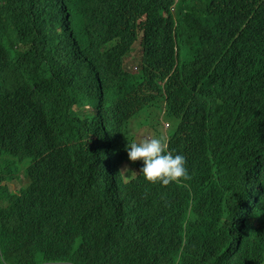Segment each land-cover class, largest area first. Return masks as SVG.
Here are the masks:
<instances>
[{
  "label": "trees",
  "instance_id": "trees-1",
  "mask_svg": "<svg viewBox=\"0 0 264 264\" xmlns=\"http://www.w3.org/2000/svg\"><path fill=\"white\" fill-rule=\"evenodd\" d=\"M164 88L168 103L153 94ZM68 102L87 119L112 109L108 164L81 170L63 147L81 121ZM114 105L146 115L152 136L149 117L164 113L188 178L145 180L124 158L135 134ZM5 164L40 198L21 208L0 187V264H264V0H0ZM104 167L115 203L94 194Z\"/></svg>",
  "mask_w": 264,
  "mask_h": 264
},
{
  "label": "clouds",
  "instance_id": "clouds-1",
  "mask_svg": "<svg viewBox=\"0 0 264 264\" xmlns=\"http://www.w3.org/2000/svg\"><path fill=\"white\" fill-rule=\"evenodd\" d=\"M43 12L47 14L46 11ZM145 20L146 15L140 14L134 21L132 32L137 33V40L134 42L133 46L140 41L142 47V41L145 37V31L142 28V24ZM162 84L165 87V84ZM153 94H155L156 97H160L162 101L168 103L166 88H164L162 92L153 90ZM88 108L89 107H79L70 102L64 107V109L69 112L70 117L78 114V117L81 119L80 124H76L74 130L69 132L63 142L65 150H68L70 153L77 156L79 161L83 163L81 170L92 166L108 164L110 152L114 146V142L109 132V115L112 109H110L107 104L102 110L94 114L90 119H87L83 112ZM117 109L118 106L114 105L113 110L115 111L117 119L122 123L128 124L135 134V139H128V142L123 144L122 150L124 158L132 161H142L140 173L145 180L151 183L159 182L167 185L170 182H179L182 179L188 178L184 155L170 151L168 149L167 137L160 131L161 127H166L168 124L169 127L166 132V134H168V131L171 128V123L165 120L164 113H159L162 119H156L155 116L149 117L148 120L149 123L157 125L160 135L144 136L138 139L135 130L141 128L140 125L145 123L146 115L138 114L135 118L127 120L119 115ZM80 132H83V137H78V133ZM77 140L80 141L79 144H76ZM105 171H107V167L95 170L94 182L96 188L94 194L98 198H100V195H105L115 203L117 200L118 184L116 182L101 181V179L98 180V178L101 177V174ZM120 173L125 175L124 171H121ZM25 179L27 181L26 184L21 187L19 191H15V189H12L11 187V183L14 179L10 178L7 171L0 174V187H2L3 190L6 189L9 192V200L16 205L20 203L21 208L39 201L40 198L38 188L34 185L32 179L28 178L27 175H25ZM28 193L29 196L24 201L20 200V198ZM30 198H34L35 200L30 202ZM193 207L194 206L192 205L187 210L192 218Z\"/></svg>",
  "mask_w": 264,
  "mask_h": 264
},
{
  "label": "rangeland",
  "instance_id": "rangeland-1",
  "mask_svg": "<svg viewBox=\"0 0 264 264\" xmlns=\"http://www.w3.org/2000/svg\"><path fill=\"white\" fill-rule=\"evenodd\" d=\"M142 51V47L140 45V41H138L131 51V53L128 55L127 62L130 64V67L134 71L139 70V65L137 62V55ZM156 119H162L159 113L156 115ZM169 125L167 124L166 127H161L160 131L163 134H166L167 128ZM136 136L138 139L144 137V136H152L151 127L147 125L141 126V128L135 130ZM83 132L78 133V137H83ZM31 160H27L26 163H29ZM19 163V162H18ZM1 172L9 171V167L7 164L3 165V168L0 170ZM16 173V172H15ZM25 174L22 173L20 179H14L11 183L12 189H15V191H19L21 187H23L26 184Z\"/></svg>",
  "mask_w": 264,
  "mask_h": 264
}]
</instances>
